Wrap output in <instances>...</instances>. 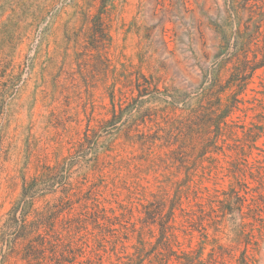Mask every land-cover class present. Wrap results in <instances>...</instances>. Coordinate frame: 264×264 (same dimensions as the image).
Masks as SVG:
<instances>
[{
  "label": "rangeland",
  "instance_id": "374dc122",
  "mask_svg": "<svg viewBox=\"0 0 264 264\" xmlns=\"http://www.w3.org/2000/svg\"><path fill=\"white\" fill-rule=\"evenodd\" d=\"M182 119V164L163 162ZM141 132L146 159L127 139ZM102 160L108 197H165L187 175L203 190L175 230L183 264H264V0H0V264L24 262L7 223L24 178L55 166L30 205L62 195L73 217Z\"/></svg>",
  "mask_w": 264,
  "mask_h": 264
},
{
  "label": "trees",
  "instance_id": "16d2710c",
  "mask_svg": "<svg viewBox=\"0 0 264 264\" xmlns=\"http://www.w3.org/2000/svg\"><path fill=\"white\" fill-rule=\"evenodd\" d=\"M185 1L180 0L184 4ZM99 19L100 16L92 30L102 29L96 27L102 25ZM234 101V104L228 105L225 111L218 114L215 137L222 135L224 129L231 126L225 117L237 107L239 99L234 98ZM178 129L181 134L172 132L160 144L168 150L164 151L159 160L171 163L178 161L182 164L180 155L184 152L191 129L184 119L179 121ZM129 135L127 139L137 143L141 150L139 158L146 159L148 154L145 151L153 146L154 139L144 132L136 134L135 139ZM87 136L86 130L84 138ZM106 163L105 160L98 162V172L101 171L94 173L92 178L85 175L84 188L80 193L82 209L73 217L64 215L67 202L62 195L54 202H46L36 208L30 205L37 181L50 176L56 170L55 166H46L41 174L29 180L24 178L21 197L8 212L10 217L7 219L13 230V240L19 244L16 252L24 261L23 264H103V256L107 254L109 264H183L181 258L191 256L190 252L174 248L179 246L175 230L190 232L185 222L191 217L192 206H198L204 211L205 203L201 202L203 196L200 194L203 190L195 184H187L191 179L187 175L177 181L174 191L168 192L165 197L158 192H151L153 200L146 201L132 196L118 198L117 194L108 197L100 193L102 169ZM233 193L239 196L237 190L234 189ZM206 197L209 199L208 194ZM177 211L183 219L176 225ZM201 222L199 225L204 227ZM152 225H156L157 234H151ZM147 233L154 236V241L145 238ZM132 238L135 242L127 244ZM128 245L133 248L132 251L120 250ZM111 253L114 259H111Z\"/></svg>",
  "mask_w": 264,
  "mask_h": 264
}]
</instances>
